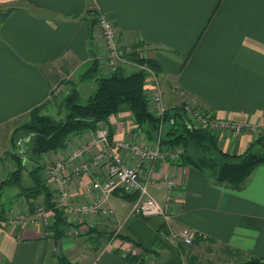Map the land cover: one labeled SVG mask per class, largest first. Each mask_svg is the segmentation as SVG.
<instances>
[{
  "label": "crops",
  "instance_id": "0c3cea01",
  "mask_svg": "<svg viewBox=\"0 0 264 264\" xmlns=\"http://www.w3.org/2000/svg\"><path fill=\"white\" fill-rule=\"evenodd\" d=\"M100 11L114 22L122 46L130 45L157 62L167 107L193 103L208 110L213 119L242 126V131L226 125L204 127L223 151L239 154L264 137V0H0V151H7L0 159V181L16 168L12 146L7 143L30 110L41 107L43 113L60 116L64 113L61 102L71 90L82 98L94 91L95 76L84 74L103 51L94 23ZM96 68V77L110 75L107 69ZM121 68L131 72L137 66L128 63ZM99 126L107 131L106 143L96 138ZM96 129L72 134L63 148L42 153L39 164L53 195L46 165L65 161L60 175L68 177L70 205L62 209L68 221L79 224L76 229L90 227L93 233L106 236L99 252L94 254L93 246L84 250L89 237L82 230L73 231L72 224L62 237L53 239L46 225L32 222L38 217V207L52 221L42 196L31 208L15 195L17 188H11L6 189L13 196L8 195L6 215L17 213L19 203L23 217L17 225L0 223V264H58L61 255L72 264H188L185 253L204 250L208 256L209 249L215 253L213 264L264 261V164L255 166L241 186L230 187L218 183L213 170H199L178 160L145 158L139 162L132 146L154 147L156 137H147L126 105ZM29 138L19 139L21 149ZM105 147L114 148L125 163L139 164L148 193L159 203L164 204L170 192L168 230L173 233L184 226L195 230L190 248L172 244L157 230L160 217H150V222L131 214L135 194L125 198L121 191L110 193L104 205L113 209V216L82 211L99 197L92 187L94 180L107 177V166L92 162ZM19 151L22 156L29 152ZM75 151L80 154L69 159ZM22 160L23 184L29 185L34 163L28 155ZM83 162H90L88 168L77 172L75 167ZM117 233L150 251L120 240ZM126 251L142 261L125 260L120 253Z\"/></svg>",
  "mask_w": 264,
  "mask_h": 264
},
{
  "label": "trees",
  "instance_id": "16d2710c",
  "mask_svg": "<svg viewBox=\"0 0 264 264\" xmlns=\"http://www.w3.org/2000/svg\"><path fill=\"white\" fill-rule=\"evenodd\" d=\"M134 55L129 54V60L140 64L146 63L159 73V65L154 59H138ZM96 64L97 61L95 60V65L84 74L85 76H95L96 80L94 91L85 98V101H83L77 90H71L61 102L64 110L62 115L56 117L46 114L42 112L41 107H36L30 110L29 119L23 122L24 124L22 123L26 135L30 136L28 140L31 143L30 160L34 163L29 170L31 184H23L22 172L25 169V162L21 159L22 156L18 151L19 154L15 157L16 168L0 181V223L6 222L9 217L6 216L8 209L1 202L3 192L6 189L17 188L15 195L23 197L31 208L35 207V200L42 196L44 209L52 213V221L46 225L48 233L51 232L53 239L56 240L62 237L65 234L66 226L70 225V221L67 220L64 210L57 205L47 181L40 173L39 157L44 152L63 148L72 134H78L87 129H96L99 122L104 121L120 106L126 105L129 107L136 122L144 129L149 139L157 137L160 120L148 109L143 88L145 84L144 70L137 67L135 70L127 72L121 68L127 64L122 63L110 75L96 77ZM187 119L184 104L167 107L162 119L160 144L163 146H182L183 152L177 159L178 162L192 165L199 170L213 169L215 180L230 187L241 186L255 166L264 164L263 137H258L243 152L229 154L218 146L214 136L206 128L189 125ZM17 128H15V131ZM178 128L179 130H177ZM192 146L200 150V154L197 156L191 154ZM203 151L211 155L204 154ZM121 195L125 198L130 197V194L125 192H121ZM144 218L152 222L150 217ZM155 226L158 231L163 232L162 234L167 237L168 230L165 228L164 223H155ZM87 229L84 234H87L89 239L102 237L97 233H93L94 229L90 227ZM116 235L120 240L128 241L132 246L141 248V251H150V249L128 235L121 233ZM199 236L202 237L201 234ZM114 251L119 252L117 248ZM121 253L122 258L129 262L142 261V258L130 251ZM57 263L72 264L63 255L59 257ZM189 263L191 262L189 261ZM238 264H264V261L254 258Z\"/></svg>",
  "mask_w": 264,
  "mask_h": 264
},
{
  "label": "built area",
  "instance_id": "2783aa9c",
  "mask_svg": "<svg viewBox=\"0 0 264 264\" xmlns=\"http://www.w3.org/2000/svg\"><path fill=\"white\" fill-rule=\"evenodd\" d=\"M96 22L95 27L98 29V34L102 39V55L98 56L100 59H105V65L109 67L111 71H115L120 64H135L138 68H142L145 72V84H144V92L147 100L150 103L151 111L155 117L160 120L158 126L157 137L155 139L154 147L141 148L139 146L133 145L132 149L135 154L139 157V162L144 160L145 158H167L170 160H175L178 155L172 154L168 151L166 147L160 149V131L163 126L162 119L164 117L167 106L163 100L162 88L160 84V80L158 77V73L148 64L146 63H138L132 62L128 58L130 45H121V42L118 38V31L114 25V22L110 19V17L105 12H99L96 14ZM184 110L186 115L195 122L199 123L200 127H219V126H229L232 129H240L242 126L239 124H224L216 119H213L211 113L208 110H204L193 103H185ZM100 122L97 124L99 125ZM96 138L98 140L106 143L107 140V131L104 127L99 126L95 130ZM167 149V150H166ZM80 153L75 151L69 159H72L78 156ZM92 162L97 164H105L107 166V177L103 180H94L92 186L94 189L99 191V197L97 201L93 204H97L100 202V199L106 198L112 191L122 190L125 193H134L136 195V199L133 202L131 208V214L142 216V217H152V216H162L166 220V225L169 224L172 210L170 206L171 202V194L168 191L165 197V203H159L153 196L148 193V188L146 182L141 179L140 176V168L139 164H127L122 159L121 155L114 150V148H107L100 150L98 152ZM90 162L80 163L75 167V170L79 172L80 169H87ZM65 167V161H56L53 164L46 165V172L48 176H51V182H49L50 187L54 192H56L55 199L58 201V205L63 207H69L70 205V194L65 184L68 179L63 178L60 175V171ZM170 181L168 185H170ZM101 195V197H100ZM57 203V202H56ZM96 205H88L82 207V211H87L88 209L91 211L94 210ZM100 207V205H98ZM70 208L69 210H72ZM38 217L33 218L32 222L40 221V223H44L45 225L50 224L49 219L43 213L41 207L37 209ZM19 217L11 215L8 217L6 222L10 225H17L22 221L23 215L19 214ZM168 226V225H167ZM51 233V232H49ZM167 238L172 242L175 239H178L183 245L190 246L196 240L197 232L189 227H182L178 232H169L166 235Z\"/></svg>",
  "mask_w": 264,
  "mask_h": 264
},
{
  "label": "rangeland",
  "instance_id": "374dc122",
  "mask_svg": "<svg viewBox=\"0 0 264 264\" xmlns=\"http://www.w3.org/2000/svg\"><path fill=\"white\" fill-rule=\"evenodd\" d=\"M94 22H96V19L94 20ZM130 53L129 54H135L134 56H136L138 59H148V58H150V57H146V56H144L143 54H141V52L142 51H139V50H132V51H129ZM103 53L102 52H100L99 54H98V56H101ZM128 54V55H129ZM96 59H98L99 61H97V64H96V66L98 67V66H101V68L103 69V70H105V69H107L108 70V72H109V74H111V73H113V71H111L110 69H109V67L108 66H106L105 65V59L104 58H102V59H100L99 57L98 58H96ZM151 59V58H150ZM136 64H138V63H136ZM142 64V63H141ZM96 70H97V68H96ZM133 70H135V69H133ZM162 94H163V92H162ZM84 95V94H83ZM87 96H83V101H85V98H86ZM163 100H164V96H163ZM165 102V101H164ZM43 112V111H42ZM59 115H62V112H61V114H59ZM29 115H28V118L26 119V120H24L23 122H25V121H27L28 119H29ZM56 117H58V115L56 116ZM62 117V116H61ZM186 117L188 118L187 120H188V123H189V125H194V126H196V127H200L198 124L199 123H197V122H195L194 120H191L187 115H186ZM23 122H21V123H19V124H17L16 125V131L14 130V133L12 134V136H11V139H10V142H8L7 143V145H9V143H10V145L9 146H12V148H11V155L13 156V157H16V155L17 154H19L18 153V147H19V145L20 144H18V142H19V139H21V138H23V137H25L26 136V131H25V127L24 126H22V123ZM24 124V123H23ZM200 128H202V127H200ZM260 128H258V130H259ZM177 130H179V128L177 129ZM234 130H236V131H242L243 129H235L234 128ZM258 130H256V132H258ZM260 131V130H259ZM264 138V137H263ZM29 140V139H28ZM28 140H26L25 142H24V144H22V146L23 147H25V148H23L22 147V149L24 150V152H26L27 153V150L29 151L28 152V154H26L25 156H27L28 155V157H30V155H31V153H30V149H31V143L28 141ZM0 143H2V142H0ZM6 145V144H5ZM167 149H168V151L169 152H171L172 154H177L178 155V157L175 159V160H177V159H179V157H180V155L182 154V152H183V148H182V146H180V145H175V146H166V145H164ZM196 147H194V146H192L191 147V154H194V156H197L198 154H200V150H198V149H195ZM262 148V147H261ZM264 148V147H263ZM166 149V150H167ZM7 150V149H6ZM7 151H5V150H3V149H1V151H0V159L2 160L3 159V156H4V153H6ZM20 152V151H19ZM203 153L204 154H207V155H211L210 153H205L204 151H203ZM230 154V153H229ZM2 155V156H1ZM21 155V154H20ZM22 156V155H21ZM25 156H22V157H25ZM214 156H216L215 154H214ZM22 157H21V159H22ZM0 160V161H1ZM207 170H209V169H207ZM213 170V169H212ZM214 171V170H213ZM93 187V186H92ZM8 190V189H7ZM115 191H121V192H123L122 190H115ZM115 191H112L111 193H113V192H115ZM99 192V191H98ZM8 193V194H7ZM6 193V190H4V192H3V195H2V197H1V202L4 204V207L7 209L9 206H10V198L11 197H13V196H11V191H8ZM99 194V193H98ZM128 194H134V193H128ZM11 196V197H9V196ZM100 197H101V195H100ZM108 197V196H107ZM106 197V198H107ZM55 201L57 202V205H58V201L55 199ZM104 202H105V198L104 199H100V202H98L97 204H92V203H90V206L91 205H96V207H95V209L94 210H92L91 209V212H92V215H97L98 217H100V216H113L114 215V211H113V209L111 208V207H107V206H105L104 205ZM98 205H100V207H98ZM19 206V207H18ZM88 206V205H87ZM18 208H23V206L20 204L19 205V203L17 204V207H16V212L17 213H15V214H13L14 216H16V217H19L18 215H19V211H18ZM61 208H64V207H61ZM87 211H90L89 209L87 210ZM65 212V211H64ZM7 217H8V214L6 215ZM153 217V216H152ZM156 217H160L161 219H162V223H164V225H165V228L168 230V226L166 225V220H165V218H163L162 216H156ZM171 219L172 218H170V221H171ZM170 221L168 222V223H170ZM9 224H11V223H9ZM43 225H44V223H42ZM74 225L73 227H74V229H73V231H76V233L78 232V231H80V230H82L80 233H82V232H84L85 230H88L87 228L86 229H76L78 226H79V224H77V223H72V222H70V225L69 226H72V225ZM182 228V227H181ZM181 228H179L176 232H178L179 230H181ZM163 233V232H162ZM163 235V234H162ZM164 236V235H163ZM165 237V236H164ZM106 236L105 235H102V237L101 238H99V239H97V238H90L88 241H86V245H85V247H84V250H87L88 251V249H90L91 248V246H93V252H94V254L95 253H98L99 252V250H100V247L104 244V242L106 241ZM178 243H180V244H182L178 239H175L174 238V241H172V244H178ZM195 242H193V244H194ZM193 244H191L189 247L187 246V249L188 248H190ZM183 245V244H182ZM140 250H141V248H140ZM127 252V251H126ZM213 250L212 249H209L208 250V256L205 254V256L203 255V253H204V250H202V252L201 253H189V255L187 254V253H185V255H186V260H187V262H188V264H213V262L214 261H216V260H214L213 259V255L215 254H213ZM90 254H92L91 252H90ZM133 254V253H132ZM223 257V256H222ZM222 257L221 258H218V262H220L221 261V259H222ZM224 258V257H223ZM189 261L191 262V263H189ZM217 262V261H216Z\"/></svg>",
  "mask_w": 264,
  "mask_h": 264
},
{
  "label": "water",
  "instance_id": "95a60500",
  "mask_svg": "<svg viewBox=\"0 0 264 264\" xmlns=\"http://www.w3.org/2000/svg\"><path fill=\"white\" fill-rule=\"evenodd\" d=\"M25 139H26V138H25ZM21 143H22V142H20V141L18 142V144H20L19 147H18V149L21 150L22 152H24V151L21 149ZM23 155H24V154H23Z\"/></svg>",
  "mask_w": 264,
  "mask_h": 264
}]
</instances>
